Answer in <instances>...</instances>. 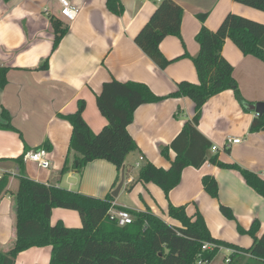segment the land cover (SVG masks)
I'll return each instance as SVG.
<instances>
[{
    "label": "crops",
    "instance_id": "0c3cea01",
    "mask_svg": "<svg viewBox=\"0 0 264 264\" xmlns=\"http://www.w3.org/2000/svg\"><path fill=\"white\" fill-rule=\"evenodd\" d=\"M69 1L77 8L72 20L61 15L58 0H0V66L9 67L7 83L0 88V122L6 123L1 118L2 108H5L16 129L0 128V176L11 174L7 192L0 197L2 252L10 250L16 239L13 194L18 186L19 168L13 158L44 148L51 167L41 169L31 161H23L29 178L100 198L116 187H113L116 167L104 159L87 162L80 173L74 170L60 173L67 158L69 162L74 160L75 152L69 148L72 126L59 114L73 113L78 99L82 98L86 102L82 116L91 130L98 132L107 122L95 101L103 82L112 79L143 82L156 95L166 96L176 90L179 81L198 83L191 57L199 51L195 35L202 24L215 30L228 12L264 22V12L234 0H174L183 9L181 36L168 35L160 42L161 52L172 60L162 69L134 41L159 0H120L121 14L111 12L106 0ZM197 13L207 14L203 22L197 18ZM50 16L61 20L68 29L51 53L48 68L43 70L39 65L50 54L53 41ZM48 28L52 32L50 40L43 36L49 35ZM185 53L188 56H184ZM222 54L233 66V76L245 102L264 101V61L243 54L230 39L225 40ZM193 115L194 103L184 96L165 97L135 109L127 128L137 148L124 160L125 173L132 175L125 177L118 195L124 185L131 189L138 182L139 168L147 161L164 168L170 165L175 152L169 149L168 157L164 158L160 149L175 138ZM255 116V112L243 108L233 90L226 89L205 102L197 129L211 146L218 147L215 151L209 149V155L217 154L223 162H236L264 179V130L249 131ZM228 136L242 141L225 148L224 141ZM137 163L140 166H136ZM205 174L216 180L217 198L203 189L201 180ZM147 186L155 194L160 193L157 185L149 182ZM167 200L175 205L187 204L188 212L195 206L212 237L242 248L250 247L253 238L239 232L238 225L248 230L256 220L259 223L256 236L260 237L264 232V197L234 169L222 168L209 161L199 168L186 166L179 184L171 189ZM114 203L133 208L128 202L114 199ZM219 204L229 207L234 218L225 217ZM58 220L69 227L81 226L75 210L53 208L50 223L55 224ZM10 225L12 231L9 229L4 237V230ZM227 249L229 247H221L216 253L226 252L224 263L229 255ZM238 254L242 256L240 264H260L247 254ZM50 255V246H33L19 252L15 264H48Z\"/></svg>",
    "mask_w": 264,
    "mask_h": 264
},
{
    "label": "trees",
    "instance_id": "16d2710c",
    "mask_svg": "<svg viewBox=\"0 0 264 264\" xmlns=\"http://www.w3.org/2000/svg\"><path fill=\"white\" fill-rule=\"evenodd\" d=\"M234 1L264 11V0ZM106 6L115 14L123 12L120 0H106ZM182 14V7L174 0H159L148 21L135 36V43L159 68H165L172 61L163 55L159 44L168 35L181 36ZM206 15L197 13V18L203 22ZM50 22L53 41L50 54L39 65L43 70L48 68L51 53L68 29L54 16H50ZM226 39H230L243 54L264 61V22L228 12L215 30L202 24L195 35L199 51L191 59L198 83L182 80L176 84L174 92L159 96L143 82L105 81L95 101L107 122L98 132L92 131L82 116L86 105L82 98L78 99L73 113L59 114L72 126L69 148L75 152L74 160L69 162L67 158L60 173L70 170L80 173L87 162L104 159L116 167L115 187L126 156L137 148L127 128L133 120L135 109L141 104L158 102L165 97L184 96L193 101L194 115L183 124L175 138L160 149L166 158L169 149H172L174 158L167 168L150 161L142 164L137 181L155 183L168 199L171 189L179 184L184 167L199 168L209 161L219 167L238 171L245 182L264 197V179L236 162H223L217 154L209 155L211 142L197 129L201 109L211 96L231 89L241 104L245 102L233 76V66L222 54ZM8 70V66H0V88L7 83ZM1 118L6 123L0 122V128L16 130L10 123L7 109L2 108ZM260 130H264V112L256 115L249 126L250 132ZM13 159L19 168L18 186L14 193L16 239L10 250L0 251V264H15L18 253L33 246L51 247L48 264H195L198 260L203 264L210 262L218 251V248L202 249L204 242H213L233 250L225 264H240V252L264 264V232L260 237L256 236L259 229L256 220L248 230L238 225L239 232L253 238L248 248L212 237L202 214L196 210L188 215L184 204L168 202V216L177 220L179 225L167 223L150 210L138 211L115 205V208L125 209L132 216L131 223L121 226L108 212L114 201L110 193L100 198L35 181L25 174L22 154ZM10 176V173L0 176V197L7 192ZM201 182L205 192L217 198L218 186L213 176L205 174ZM56 207L77 211L81 226L69 227L61 220L51 224V212ZM219 210L225 217L234 218L229 207L219 204Z\"/></svg>",
    "mask_w": 264,
    "mask_h": 264
},
{
    "label": "rangeland",
    "instance_id": "374dc122",
    "mask_svg": "<svg viewBox=\"0 0 264 264\" xmlns=\"http://www.w3.org/2000/svg\"><path fill=\"white\" fill-rule=\"evenodd\" d=\"M1 2H3V0H1ZM260 11L264 12L263 10H260ZM48 30H49L48 31L49 35L47 36L44 34L43 36H44V38L48 37V39L50 40L52 38V35H51L52 32H51L50 28H48ZM250 112H254V111H250ZM216 143H220V142L216 141ZM221 145L222 144H219V147H221ZM221 151H222V153L225 152L224 150H221ZM163 157L166 158L165 156H163ZM128 175H132V174L131 173H124V179ZM119 180H120V178H119ZM148 183L149 182L138 181L136 184H133L131 189H129L130 187H128L126 189V185H124V188L122 189L121 194L118 195L114 199L117 202L124 201V202L131 203L132 205L130 207H133L131 209H134V210H138V211L150 210V211L154 212L156 215L160 216L162 219H164L167 223H169L171 225H179L180 223L177 220L170 218V217L168 218V213H167L168 200L165 197L164 191L157 185L158 188H160V191H159L160 193L155 194L147 186ZM151 183H153V182H151ZM153 184H155V183H153ZM13 198H14V194H13ZM173 205H175V204H173ZM184 205L186 206V213L188 215H192L197 209L194 206L193 210L191 212H188L187 211L188 205L187 204H184ZM190 206H192V205H190ZM66 224L70 225L71 223L67 222ZM78 225H80V222ZM9 229H10V231H12L11 225L7 226L6 229L4 230V234H3L4 237L7 236ZM225 255H226V252L224 250L221 251V253H219L218 255L216 254V256H214V258L210 261V264H225L223 261V259H224L223 256H225Z\"/></svg>",
    "mask_w": 264,
    "mask_h": 264
},
{
    "label": "built area",
    "instance_id": "2783aa9c",
    "mask_svg": "<svg viewBox=\"0 0 264 264\" xmlns=\"http://www.w3.org/2000/svg\"><path fill=\"white\" fill-rule=\"evenodd\" d=\"M60 3V13L66 20H72L75 18L77 14V8L69 1V0H58ZM241 138L228 136L224 141L225 148L230 147L232 144L241 142ZM211 150L215 151L218 149L216 145H212ZM23 161H31L35 163L41 169H49L51 167V162L48 158V152L44 148H37L35 150H30L23 155ZM142 159V157L140 158ZM136 166H140L139 163ZM116 204L114 201L112 202V206L109 208V214L115 218L119 225L123 226L132 222L131 214L125 209L115 208ZM223 246H218L213 242H204L202 245V249H213L218 248V250ZM228 248V247H227ZM229 251V255L233 253L231 248L227 249ZM229 255L225 258V262H228ZM195 264H200L199 260ZM203 264H208V262H204Z\"/></svg>",
    "mask_w": 264,
    "mask_h": 264
},
{
    "label": "water",
    "instance_id": "95a60500",
    "mask_svg": "<svg viewBox=\"0 0 264 264\" xmlns=\"http://www.w3.org/2000/svg\"><path fill=\"white\" fill-rule=\"evenodd\" d=\"M242 106L245 110L248 111H254L256 113V115H262L264 112V101H259L256 103H249V102H242ZM124 166L121 170V175H120V180L118 182V184L116 185V187L111 191V196L112 197H117L123 182H124Z\"/></svg>",
    "mask_w": 264,
    "mask_h": 264
}]
</instances>
